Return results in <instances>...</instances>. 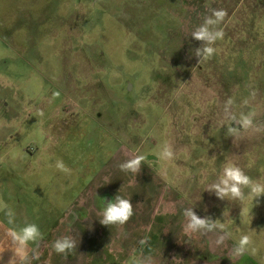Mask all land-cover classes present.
<instances>
[{
	"label": "rangeland",
	"instance_id": "obj_1",
	"mask_svg": "<svg viewBox=\"0 0 264 264\" xmlns=\"http://www.w3.org/2000/svg\"><path fill=\"white\" fill-rule=\"evenodd\" d=\"M0 227V264H264V0H0Z\"/></svg>",
	"mask_w": 264,
	"mask_h": 264
},
{
	"label": "flooded vegetation",
	"instance_id": "obj_2",
	"mask_svg": "<svg viewBox=\"0 0 264 264\" xmlns=\"http://www.w3.org/2000/svg\"><path fill=\"white\" fill-rule=\"evenodd\" d=\"M130 87H131V85H130V83H128V85H125L124 87H123V89L121 90V92H122V94L123 95H121V96H124V98L126 99V100H128L127 98L131 95H129V93L131 92L130 91ZM74 114V113H73ZM70 115L72 118H68V119H66L65 121H64V118H62L63 119V123L60 121L59 122V127H60V129L61 130H63L62 128H63V125H67L68 127L75 121V117H74V115ZM98 115V117L100 118L101 117V115H100V113H98L97 114ZM104 116H105V118L103 117V119L104 120H106L107 119V117H106V115L104 114ZM102 119V120H103ZM68 127L66 128V130L68 129ZM63 131H65V130H63ZM95 134H97L98 135V133H97V131H95ZM145 145V144H144ZM94 158H95V155H94ZM94 158H92V163L94 164V166L97 164V161H96V159H94ZM142 160L144 161V162H149V163H152V164H155V163H158V162H156V161H158V159H156V155L154 154V153H149V154H147V155H142ZM100 163V161L98 162V164ZM93 170V169H92ZM89 171H91V170H89ZM91 174V173H90ZM92 194H99L98 192H97V190H95V188L93 189V192H92ZM95 197V199H94V203L92 204V206L93 207H89L88 209H90V210H99V209H103L102 210V212H105L106 210H108L111 206H113V204H114V198H113V196L112 195H102V196H100V197H96V196H94ZM107 198H109L110 199V203L109 204H106V200H107ZM96 200V201H95ZM76 207V203H74V207H73V210H72V212L71 213H73V215H78V216H81V212L82 211H84V210H79V208H75ZM87 208L85 209L86 210V212H87V210H88ZM84 213H85V211H84ZM30 225H32V224H29V225H26V226H30ZM1 228V227H0ZM3 228H8V231H10V228L9 227H7V226H5V225H3ZM5 230H3V232H4ZM3 236V235H2ZM75 238H77L78 239V237H75ZM76 242H78V240L76 241ZM20 243H22L23 244V247H24V249H23V251L25 252L26 250H27V245L29 246V247H31L30 248V250H31V252L30 253H32V252H34L35 251V249L38 247V248H40L41 247V241H39V239L37 238H33L32 240H30V239H27V241H25V242H21V240H20ZM27 244V245H26ZM29 244H31V245H29ZM29 249V248H28ZM22 251V252H23ZM220 256V255H219ZM218 256V257H219ZM221 258H224V255H221ZM214 259V258H213ZM215 259H217L216 257H215ZM216 262H217V260H216Z\"/></svg>",
	"mask_w": 264,
	"mask_h": 264
},
{
	"label": "water",
	"instance_id": "obj_3",
	"mask_svg": "<svg viewBox=\"0 0 264 264\" xmlns=\"http://www.w3.org/2000/svg\"><path fill=\"white\" fill-rule=\"evenodd\" d=\"M109 203H110V199L107 198V200H106V204H109Z\"/></svg>",
	"mask_w": 264,
	"mask_h": 264
}]
</instances>
